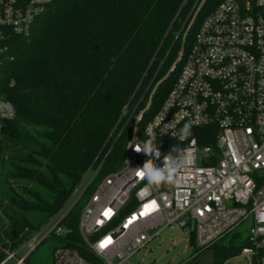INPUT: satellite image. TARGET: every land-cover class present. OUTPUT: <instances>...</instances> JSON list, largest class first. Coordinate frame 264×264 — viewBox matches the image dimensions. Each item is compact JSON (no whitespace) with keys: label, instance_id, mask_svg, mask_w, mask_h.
Wrapping results in <instances>:
<instances>
[{"label":"built area","instance_id":"2783aa9c","mask_svg":"<svg viewBox=\"0 0 264 264\" xmlns=\"http://www.w3.org/2000/svg\"><path fill=\"white\" fill-rule=\"evenodd\" d=\"M51 1L0 0V81L4 65L14 58V39L30 35ZM204 1L193 6L169 72L182 60L186 35ZM13 83L11 79L9 85ZM155 88L134 120L123 164L105 175H100L103 161L91 165L64 206L39 230L15 250L0 245L5 253L0 264L12 259L28 264L25 259L39 241L66 236L64 221L79 203L77 230L95 259L64 241L53 250V264H133L131 257L166 228H189L183 240L190 243L194 236V258L244 230L246 245L240 254L251 258V264H264V0H222L206 15L177 78L140 132ZM15 116L12 102L0 97V128ZM185 123L192 135L181 142L177 134ZM149 127L159 159L135 151L149 139ZM176 145L187 156L180 186H147L135 175L149 159L162 167ZM26 246L27 253L17 257Z\"/></svg>","mask_w":264,"mask_h":264},{"label":"trees","instance_id":"16d2710c","mask_svg":"<svg viewBox=\"0 0 264 264\" xmlns=\"http://www.w3.org/2000/svg\"><path fill=\"white\" fill-rule=\"evenodd\" d=\"M197 1L52 0L30 35L14 39V58L4 65L0 81V97L16 110L0 128V159L8 158L15 170L10 201L1 210L2 247L15 250L39 230L91 165L103 161L100 175H105L123 164L138 112L156 86L141 132L177 78L200 23L222 0L204 1L186 35L182 60L169 72ZM24 138L35 148L17 156V150L24 153ZM75 208L64 221L69 233L55 237L95 259L79 236L80 207ZM45 240L26 257L28 264ZM244 246L215 244L213 264H224ZM4 257L0 249V262Z\"/></svg>","mask_w":264,"mask_h":264},{"label":"rangeland","instance_id":"374dc122","mask_svg":"<svg viewBox=\"0 0 264 264\" xmlns=\"http://www.w3.org/2000/svg\"><path fill=\"white\" fill-rule=\"evenodd\" d=\"M1 141L5 143L7 137L3 136ZM20 145L24 149V153L17 150L15 152V155L17 156L29 153L35 148L27 138H24ZM14 171L15 170L10 165L9 159L2 156L0 159V218L4 217L1 210L10 201L11 187L9 181ZM80 206L81 203L76 206L75 210ZM187 232L189 235V228H175L174 230L166 228L162 231L160 236L151 240L145 249L135 253L131 257L130 262L133 264H192L197 259V257H193L196 252V244L194 242L192 243V246L190 243L183 240L187 235ZM246 236V231L242 230L241 233H233V235L225 236L218 243L234 244L236 246L246 245ZM64 241L65 240L55 236H50L32 252L28 259L29 264H53V250L58 246H63ZM27 250L28 246L20 249L17 252V257L25 255ZM15 262L16 259H12L6 264H15ZM224 264H251V258L238 254L237 256L228 259Z\"/></svg>","mask_w":264,"mask_h":264},{"label":"clouds","instance_id":"9594fccd","mask_svg":"<svg viewBox=\"0 0 264 264\" xmlns=\"http://www.w3.org/2000/svg\"><path fill=\"white\" fill-rule=\"evenodd\" d=\"M126 107L122 109V114L126 115ZM149 139L143 143V147H135V151H143L145 154L152 156L155 154V159L160 158L159 149L157 148L155 141L156 135L151 127L147 129ZM178 139L183 142L187 140L191 135V125L185 123L184 126L178 132ZM171 153L174 155H167L163 159V166L158 167L153 159H149L142 168L134 170L135 175L142 180L147 181V186H160L162 184H170L173 186H180L184 181L183 169L187 162L186 150L179 145L174 146L171 149Z\"/></svg>","mask_w":264,"mask_h":264},{"label":"water","instance_id":"95a60500","mask_svg":"<svg viewBox=\"0 0 264 264\" xmlns=\"http://www.w3.org/2000/svg\"><path fill=\"white\" fill-rule=\"evenodd\" d=\"M39 241L35 247L40 243ZM215 261V253L213 250H207L202 253L192 264H213Z\"/></svg>","mask_w":264,"mask_h":264},{"label":"snow or ice","instance_id":"6c2138e0","mask_svg":"<svg viewBox=\"0 0 264 264\" xmlns=\"http://www.w3.org/2000/svg\"><path fill=\"white\" fill-rule=\"evenodd\" d=\"M153 206H154V204H153ZM105 215L107 216V215H109V213L106 212ZM109 242H110V241H106V242L102 243V244L100 245L101 248L105 247L106 244L109 243Z\"/></svg>","mask_w":264,"mask_h":264}]
</instances>
